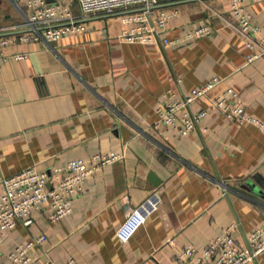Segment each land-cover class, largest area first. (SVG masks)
Segmentation results:
<instances>
[{
	"label": "crops",
	"instance_id": "0c3cea01",
	"mask_svg": "<svg viewBox=\"0 0 264 264\" xmlns=\"http://www.w3.org/2000/svg\"><path fill=\"white\" fill-rule=\"evenodd\" d=\"M68 7L73 0H45ZM156 11L176 10L162 37L173 44L123 41L120 13L94 15L86 29L46 43H11L0 61V183L32 168L51 173L70 160L96 153H123L95 170L55 223L44 204L0 243V263L29 238L46 240L27 255L37 264H175L185 245L197 251L228 231L245 245L264 223V55L249 63V49L231 23L230 0H157ZM24 0H0V38L25 32ZM251 23L264 35V0H242ZM209 26L208 37L187 40L193 28ZM256 37V38H257ZM212 77L221 82L198 97L204 110L185 136L152 129L161 94L178 96ZM231 88L244 112L262 127L228 121L211 108L213 96ZM1 192V184H0ZM137 208L144 223L121 243L116 229ZM246 264H264V251Z\"/></svg>",
	"mask_w": 264,
	"mask_h": 264
},
{
	"label": "built area",
	"instance_id": "2783aa9c",
	"mask_svg": "<svg viewBox=\"0 0 264 264\" xmlns=\"http://www.w3.org/2000/svg\"><path fill=\"white\" fill-rule=\"evenodd\" d=\"M27 10L24 21L25 32L6 35L0 38V48L11 43H46L73 36L86 29L84 21L94 15H111L120 13L119 20L123 25L120 38L123 41L138 44H173L162 37L165 25L177 15L176 10L162 11L157 0H73L79 10V17L71 14L68 7L50 4L45 0H24ZM228 11L231 14V25L236 29L249 49L246 63L264 55V35H257L260 29L251 23V15L242 6V0H230ZM209 26L193 28L187 34V40L210 36ZM257 37V38H256ZM26 55H3L0 61L22 60ZM217 77H212L200 86L194 87L188 95L178 96L171 89L161 94L163 102L156 109L157 120L152 129L161 134V130H170L176 135L185 136L195 129L196 124L206 116L204 110H191V105L198 97L205 95L212 87L220 83ZM211 108L217 110L226 120L237 124L249 123L257 129L261 122L251 114L244 112L239 97L231 89L226 88L212 97ZM123 153H96L87 160L76 159L64 165L51 169L47 173H36L32 168H26L1 180L0 192V243L5 233L14 228L17 223L24 227L31 224V212L47 204L50 208L48 221L55 223L70 213L71 202L84 189V182L95 170L123 159ZM144 217L137 208L125 217V220L115 231V237L125 243L133 233L142 226ZM46 238L40 235L29 238L24 244L15 246L7 257L11 264H37L28 251L43 242ZM264 251V223L249 232L246 244L234 241L228 231L217 233L215 238L198 251L188 245L182 246L176 253L175 264H246ZM1 264V263H0ZM43 264H55L46 256ZM63 264H75L72 258Z\"/></svg>",
	"mask_w": 264,
	"mask_h": 264
},
{
	"label": "water",
	"instance_id": "95a60500",
	"mask_svg": "<svg viewBox=\"0 0 264 264\" xmlns=\"http://www.w3.org/2000/svg\"><path fill=\"white\" fill-rule=\"evenodd\" d=\"M48 174V177L50 176V173H47Z\"/></svg>",
	"mask_w": 264,
	"mask_h": 264
}]
</instances>
